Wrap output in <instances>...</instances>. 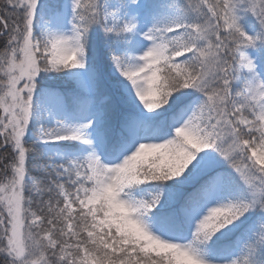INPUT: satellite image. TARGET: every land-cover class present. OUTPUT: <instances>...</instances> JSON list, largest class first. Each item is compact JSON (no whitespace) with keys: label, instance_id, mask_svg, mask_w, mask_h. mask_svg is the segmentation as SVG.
<instances>
[{"label":"snow or ice","instance_id":"snow-or-ice-1","mask_svg":"<svg viewBox=\"0 0 264 264\" xmlns=\"http://www.w3.org/2000/svg\"><path fill=\"white\" fill-rule=\"evenodd\" d=\"M0 264H264V0H0Z\"/></svg>","mask_w":264,"mask_h":264}]
</instances>
